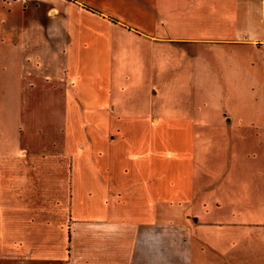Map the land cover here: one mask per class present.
I'll use <instances>...</instances> for the list:
<instances>
[{
  "label": "crops",
  "instance_id": "crops-1",
  "mask_svg": "<svg viewBox=\"0 0 264 264\" xmlns=\"http://www.w3.org/2000/svg\"><path fill=\"white\" fill-rule=\"evenodd\" d=\"M0 40L15 72L0 80V264L264 260L263 0H0ZM147 42L167 46L159 66L193 88L191 111L121 96Z\"/></svg>",
  "mask_w": 264,
  "mask_h": 264
},
{
  "label": "rangeland",
  "instance_id": "rangeland-1",
  "mask_svg": "<svg viewBox=\"0 0 264 264\" xmlns=\"http://www.w3.org/2000/svg\"><path fill=\"white\" fill-rule=\"evenodd\" d=\"M158 14L165 16V15H170L172 17L175 16H182L185 14H188V9L184 6H182L180 9L177 7H172L168 6L165 9H162L159 7L158 9ZM168 30L174 31V30H188L189 25L186 27L183 25H171L169 23L168 25ZM190 30V28H189ZM1 41V40H0ZM148 43V42H147ZM149 44V45H148ZM147 44V53H144V46H139L136 45V54L137 57L141 56L142 58L144 55H147V71L144 69L141 70V76L136 71H131L130 72V79L129 81L131 82V85L126 87L123 90H121V96L129 99H135L137 102V106H143L145 105L148 108V111L151 110H156L157 112L160 111L161 108H163V105H165L166 110L169 109H187V110H192V100H193V88L191 86H178L177 82H182L181 78L177 77L176 70H170L171 68H168V70L164 68L161 69V66H159V58H160V48L164 47L166 48L167 46L161 45V43L157 44ZM174 47H180L179 45H173ZM163 50V49H161ZM170 53V52H168ZM141 54V55H138ZM170 55V54H169ZM140 63V62H139ZM169 65V64H168ZM147 75V83H160L161 81L163 82H168L170 86H158L157 87V92L153 91L152 88H150L149 84H147V87L140 85L142 82V78ZM146 78V77H145ZM15 79V72L11 69L10 66L1 69L0 67V80L4 81L6 80L7 82H11L12 80ZM132 79H135L134 81ZM140 79V80H138ZM134 85L132 86V84ZM140 85V86H138ZM15 88L13 87H7V94L11 95L15 93ZM31 88L27 87L25 88L24 95L25 103L23 106H25L26 109H30L32 105L30 102V97H31ZM43 97L46 95V93L42 94ZM45 97L35 106L36 110H46L48 103L44 101ZM9 106L15 107L16 104H8ZM164 110V109H163ZM162 110V111H163ZM196 144H197V162L198 165L201 167V175L206 174V169H207V164H208V120L207 119H197L196 120ZM235 139V138H234ZM232 140L233 137L228 136V145H232ZM236 146L235 144H233ZM256 142L252 140L251 137H249L248 141V146L247 150L249 151V155L247 158L254 160L255 156L253 155V151H256L260 149ZM263 149V148H262ZM262 149L261 152H262ZM235 152V150H234ZM262 160H264V150H263V156ZM260 261V262H259ZM258 264H264V260H259ZM211 264H218L216 263H211ZM232 264V263H231ZM249 264H256L253 261H250Z\"/></svg>",
  "mask_w": 264,
  "mask_h": 264
},
{
  "label": "built area",
  "instance_id": "built-area-1",
  "mask_svg": "<svg viewBox=\"0 0 264 264\" xmlns=\"http://www.w3.org/2000/svg\"><path fill=\"white\" fill-rule=\"evenodd\" d=\"M263 4H264V0H263Z\"/></svg>",
  "mask_w": 264,
  "mask_h": 264
}]
</instances>
